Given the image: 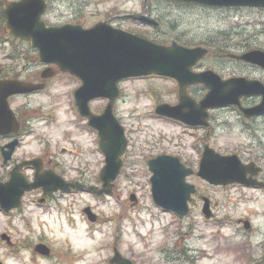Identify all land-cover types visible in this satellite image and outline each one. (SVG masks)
<instances>
[{
  "label": "rangeland",
  "instance_id": "1",
  "mask_svg": "<svg viewBox=\"0 0 264 264\" xmlns=\"http://www.w3.org/2000/svg\"><path fill=\"white\" fill-rule=\"evenodd\" d=\"M149 9V15L160 21L159 26L152 28L122 17L127 12H143L144 0H50L46 18L51 23L73 21L85 26L109 19L163 43L180 40L208 46L210 51L197 64L198 69L211 68L223 77L244 75L264 81V68L232 57L254 48L264 49V8L151 0ZM4 25L0 19V76L40 78L43 65L38 52L29 42L9 37ZM80 85L79 78L59 73L44 91L14 97L11 102L33 123L34 130L22 146L27 155L45 154L47 159L60 162L67 180L100 188L98 175L105 161L96 133L85 128L86 123L75 112L74 91ZM120 89L117 115L126 127L131 147L113 192H58L40 203L37 200L43 191L39 189L27 193L18 209L6 213L0 207V236L7 233L14 242L9 246L0 239V260L4 264H111L117 247L139 264H264L263 190L216 186L194 173L188 179L198 191L189 214L182 217L155 204L147 162L169 153L197 171L204 143L224 153L242 150L247 155L248 148L260 150L257 154L264 159V143L256 148L257 139L264 138V125L255 123L264 120H249L229 105L211 110L208 128H189L154 116L157 104L179 101L176 80L152 74L124 79ZM193 90L196 98L207 92L198 85ZM245 98L246 104L260 100L259 96ZM91 104L99 110L106 102ZM257 127L261 129L257 131ZM3 168L0 157V176ZM132 194L136 202L131 200ZM202 195L212 200L213 218L207 219L202 212ZM87 206L98 214L96 222L83 211ZM240 218L250 220L253 230L238 223ZM39 242L52 248L50 256L35 251Z\"/></svg>",
  "mask_w": 264,
  "mask_h": 264
},
{
  "label": "water",
  "instance_id": "2",
  "mask_svg": "<svg viewBox=\"0 0 264 264\" xmlns=\"http://www.w3.org/2000/svg\"><path fill=\"white\" fill-rule=\"evenodd\" d=\"M218 6H264V0H184ZM46 9L45 0H20L9 2L5 6L7 30L10 34L23 39H31L32 45L39 48V58L46 63L57 64L61 71H68L82 80L75 90V98L81 113L89 118V123L99 131L100 147L106 155V164L101 169L99 178L103 187L89 186L97 193L111 192L113 181L123 165L121 155L127 146L125 128L113 112L114 102L118 97L120 80L131 76L152 73L175 77L180 84V102L177 105L160 104L157 112L189 124H208V109L224 104H240L242 95L262 94L260 104L244 108L247 116L264 112V84L260 80H248L245 77H232L223 80L213 70L195 72L192 66L201 59L207 49L203 47H185L177 43L170 46L158 44L139 35L117 29L101 21L89 29L66 24L49 26L42 19ZM241 58L264 67V51L253 50L241 55ZM53 68L44 70L43 76L54 74ZM202 82L209 88V93L195 102L187 94V86ZM36 84L14 79L0 80V127L6 123L12 111L8 107V97L15 93L30 92L42 88ZM98 97L109 98L102 114L91 111L90 101ZM2 128H0V133ZM8 157V156H6ZM27 163L38 166L37 159ZM153 172L151 177L154 201L166 209H172L180 215L189 212L188 201L195 192V185L188 183L186 177L193 172L180 158L160 155L148 161ZM245 167L239 165L236 156H221L209 145L201 162L199 175L214 184L243 181ZM241 176V177H240ZM42 186L46 193L71 187H82L80 183L65 181L53 172L37 171L33 182H28L18 170L10 180L0 181V204L5 211L19 206L26 190ZM135 199L134 196L131 197ZM204 213L212 216L209 199H205ZM92 220L96 216L86 208ZM249 227V223L246 222ZM4 236V235H3ZM5 237V236H4ZM36 249L48 254L49 248L39 244ZM112 262L133 264L116 250ZM0 264H2L0 262Z\"/></svg>",
  "mask_w": 264,
  "mask_h": 264
},
{
  "label": "flooded vegetation",
  "instance_id": "3",
  "mask_svg": "<svg viewBox=\"0 0 264 264\" xmlns=\"http://www.w3.org/2000/svg\"><path fill=\"white\" fill-rule=\"evenodd\" d=\"M0 78H5L3 75L0 76ZM50 80V79H49ZM31 81H37V80H31ZM48 83V80H46V84ZM200 86V85H198ZM194 88V86H193ZM194 91V90H193ZM36 93V92H34ZM246 98L244 97L243 98V105L244 106H252V105H255L257 104L258 102L256 103H252V104H246L244 102ZM20 107H17L16 109V114H17V117L20 121V128L16 131V132H12V131H9L5 134H2L0 135V157L2 158V165L4 166L3 168V172H2V175L0 176V178L2 179H7V178H10L12 173H13V170L16 168V166H19L20 164H22L26 159H29V158H32L34 157L33 156H30V155H27L24 151H23V148L21 147L22 145V142H23V137H24V134L26 133V128H28V125L29 126H33V123L32 122H29L25 119L26 117V113L25 112H22L19 110ZM237 109L240 111L241 114L244 115L243 111L237 107ZM245 116V115H244ZM246 117V116H245ZM249 120H255V121H258L260 119H263L264 120V114H258V115H255L253 117H250V118H247ZM256 125H264V122H255ZM261 128L260 127H257V131H259ZM255 130V129H254ZM18 137L19 138V143L16 147V149L14 150V153L12 154V157L9 161H6V163H4V160H3V151H6L7 149H9V147L7 146L9 143H11V141ZM258 142H259V145L256 147V148H261L263 146V143H264V138L263 139H257ZM221 151V150H219ZM260 150H256V149H251V148H248L247 150V155L243 154L244 151L240 150L239 152H234V153H237L239 155V157L241 158V160L244 162V164L247 165V173H246V177L247 179H255L257 180V184H264V159H263V156H259L257 153L259 152ZM262 151V150H261ZM222 154H230V153H224L223 151H221ZM249 154H253V155H249ZM261 155H263V152H261ZM41 161H42V164H41V170H58V171H61V167L59 166V164L54 160V159H47L46 158V155L43 154V155H39ZM28 169H31L29 167H24L23 170L26 172V170L28 171ZM61 172H64V171H61ZM64 174V173H63ZM259 182V183H258ZM229 186H240V187H249L247 185H243V184H239V183H234V184H230ZM252 189H262L264 190V187H258V186H255V187H251ZM204 196V195H203ZM47 197H44L43 200H46ZM244 219H239L238 220V223H242ZM252 229V228H251ZM253 230V229H252Z\"/></svg>",
  "mask_w": 264,
  "mask_h": 264
},
{
  "label": "bare ground",
  "instance_id": "4",
  "mask_svg": "<svg viewBox=\"0 0 264 264\" xmlns=\"http://www.w3.org/2000/svg\"><path fill=\"white\" fill-rule=\"evenodd\" d=\"M86 253L90 252V250H88L87 248H84V250Z\"/></svg>",
  "mask_w": 264,
  "mask_h": 264
},
{
  "label": "trees",
  "instance_id": "5",
  "mask_svg": "<svg viewBox=\"0 0 264 264\" xmlns=\"http://www.w3.org/2000/svg\"><path fill=\"white\" fill-rule=\"evenodd\" d=\"M0 4H1V1H0ZM2 11V9H1V6H0V12ZM0 19H3L2 17H0ZM4 20V19H3Z\"/></svg>",
  "mask_w": 264,
  "mask_h": 264
}]
</instances>
